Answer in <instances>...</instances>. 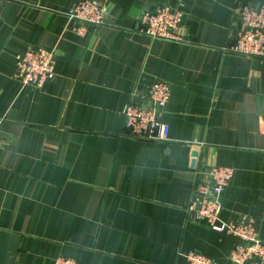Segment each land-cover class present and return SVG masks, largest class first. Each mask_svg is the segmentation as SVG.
Segmentation results:
<instances>
[{"label":"crops","instance_id":"crops-1","mask_svg":"<svg viewBox=\"0 0 264 264\" xmlns=\"http://www.w3.org/2000/svg\"><path fill=\"white\" fill-rule=\"evenodd\" d=\"M77 1H0V264H231L234 239L187 219L212 166L233 169L220 220L253 217L264 242V57L225 50L236 11L264 0H180L176 41L138 32L166 0H93L98 27L67 17ZM39 48L54 77L22 86L15 57ZM155 81L171 89L162 142L122 114Z\"/></svg>","mask_w":264,"mask_h":264},{"label":"built area","instance_id":"built-area-1","mask_svg":"<svg viewBox=\"0 0 264 264\" xmlns=\"http://www.w3.org/2000/svg\"><path fill=\"white\" fill-rule=\"evenodd\" d=\"M3 1V0H0ZM105 4L78 0L67 12L75 22L98 27L105 23ZM183 13L181 2L166 0L138 16V32L154 40H180L176 31ZM238 20L234 42L225 50L241 56L264 57V5H244L236 11ZM14 78L22 86L41 88L54 77L55 50L28 49L15 57ZM170 85L155 81L141 95L139 103H127L122 110L130 136L151 141L168 140V126L161 121L162 110L170 96ZM1 141V138H0ZM233 169L212 166L205 171L206 181L186 208L188 221L224 233L235 241L229 254L231 264H264V242L258 237L253 217L242 215L234 221L219 218L221 196L232 177ZM187 264H215L213 258L196 250L183 254ZM54 264H77L73 259L57 257Z\"/></svg>","mask_w":264,"mask_h":264}]
</instances>
